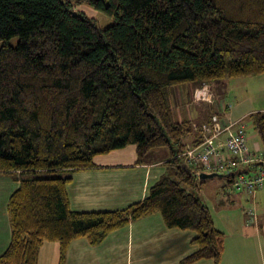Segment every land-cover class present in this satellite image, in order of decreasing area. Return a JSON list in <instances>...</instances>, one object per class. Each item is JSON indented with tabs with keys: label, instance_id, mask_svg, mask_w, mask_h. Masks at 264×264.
I'll use <instances>...</instances> for the list:
<instances>
[{
	"label": "trees",
	"instance_id": "1",
	"mask_svg": "<svg viewBox=\"0 0 264 264\" xmlns=\"http://www.w3.org/2000/svg\"><path fill=\"white\" fill-rule=\"evenodd\" d=\"M74 1L113 23L99 26ZM74 1L0 0V174L20 173L0 264H38L47 242L58 244L65 264L73 240L100 244L155 212L167 226L196 233L199 249L183 264H219L225 234L193 190L199 173L182 157L186 136L195 132L194 145L199 135L190 120H178L171 93L195 83L214 98L215 82L264 74V0ZM248 119L264 143V112ZM131 144L139 163L155 150L168 153L149 196L119 210L71 209L73 173Z\"/></svg>",
	"mask_w": 264,
	"mask_h": 264
},
{
	"label": "crops",
	"instance_id": "2",
	"mask_svg": "<svg viewBox=\"0 0 264 264\" xmlns=\"http://www.w3.org/2000/svg\"><path fill=\"white\" fill-rule=\"evenodd\" d=\"M215 83L217 86L210 85L214 94L212 103L195 100V83L175 90L174 108L178 120L201 124L213 113H218L223 122H232L233 128L245 129L251 150L264 151V143L248 119L252 113L264 112V74ZM242 87L247 89L246 93H236ZM195 139L196 134L192 132L187 146ZM167 156L165 150H155L139 163L134 144L97 155L94 158L97 168L73 173L67 184L71 209L110 211L143 201L166 172ZM199 171L193 170L195 174ZM19 177V172L0 174V256L11 243L8 203L20 185ZM216 185L217 192L221 185H226L223 191L228 192L225 196L231 198V203L222 201L218 208L216 203L202 198V189L198 197L210 208L216 227L225 234L219 264H264V187L256 192L251 202L247 193L231 190L233 185L229 178L221 179ZM252 204L256 206V218L247 224V210ZM195 237L194 231L167 226L162 214L155 212L112 231L100 244L92 245L87 238L73 240L65 264H183L199 249ZM189 264L216 263L213 259L202 258Z\"/></svg>",
	"mask_w": 264,
	"mask_h": 264
},
{
	"label": "built area",
	"instance_id": "3",
	"mask_svg": "<svg viewBox=\"0 0 264 264\" xmlns=\"http://www.w3.org/2000/svg\"><path fill=\"white\" fill-rule=\"evenodd\" d=\"M196 101L214 102L208 85L194 91ZM232 122H223L218 113L201 124H193L199 140L182 153L184 162L193 170L222 173L232 178L235 191L246 192L253 202L254 193L264 187V157L248 145V135L243 127L233 128ZM247 224L256 218L254 204L247 210Z\"/></svg>",
	"mask_w": 264,
	"mask_h": 264
},
{
	"label": "rangeland",
	"instance_id": "4",
	"mask_svg": "<svg viewBox=\"0 0 264 264\" xmlns=\"http://www.w3.org/2000/svg\"><path fill=\"white\" fill-rule=\"evenodd\" d=\"M74 1V0H73ZM75 3V1H74ZM75 10L80 13H84L88 17L92 18L99 26L106 27L110 24L113 23L114 19L111 16L106 15L103 11L98 10L93 8L90 5L87 4H74ZM10 43L12 45H16L18 43V38L14 37L11 38ZM4 43V41H0V47ZM217 86L216 83L213 84V86ZM182 88V85L174 87L172 89L171 93V105L174 107L175 102H176V96L174 95L175 90ZM234 89V86L231 84V90ZM247 89L245 87L239 88L236 90V93L238 94H245ZM232 99V97H231ZM191 104V101L189 102ZM190 135H187L186 140L188 139ZM202 171H199V174ZM57 174H54L56 176ZM44 176H53V174H44ZM228 177H225L222 173H219V175L211 177V178H206V179H201L199 176H197V188H193V190L200 195L201 189L202 193L201 196L203 199H209L213 204L216 203L217 207L220 208V204L222 201L226 203H231V198L226 197L225 194L228 195V192H224L223 190L225 189V186H220L221 190L219 188V191L217 192V185L216 182H220L221 179L227 180ZM203 187V188H202ZM190 189L192 188L191 186L189 187ZM228 189V188H227ZM232 191H235L234 188L231 189ZM200 191V192H199ZM220 202H219V199ZM47 245H44V247H41L40 251V258H39V263L38 264H59V255H58V244L56 242H47Z\"/></svg>",
	"mask_w": 264,
	"mask_h": 264
},
{
	"label": "water",
	"instance_id": "5",
	"mask_svg": "<svg viewBox=\"0 0 264 264\" xmlns=\"http://www.w3.org/2000/svg\"><path fill=\"white\" fill-rule=\"evenodd\" d=\"M217 175H219V174H217V173H206V172H201V173L199 174V178H201V179H206V178H211V177H214V176H217Z\"/></svg>",
	"mask_w": 264,
	"mask_h": 264
}]
</instances>
